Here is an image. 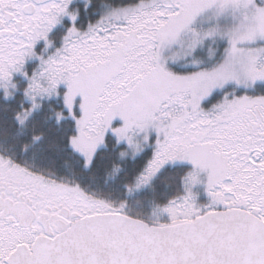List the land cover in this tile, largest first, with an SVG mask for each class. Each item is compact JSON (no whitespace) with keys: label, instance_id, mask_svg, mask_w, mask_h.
<instances>
[{"label":"snow or ice","instance_id":"1","mask_svg":"<svg viewBox=\"0 0 264 264\" xmlns=\"http://www.w3.org/2000/svg\"><path fill=\"white\" fill-rule=\"evenodd\" d=\"M0 264H264V0H0Z\"/></svg>","mask_w":264,"mask_h":264}]
</instances>
